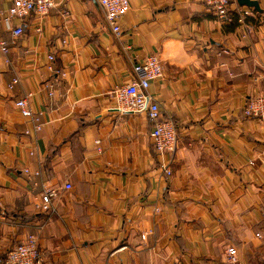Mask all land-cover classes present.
<instances>
[{
  "label": "crops",
  "instance_id": "obj_1",
  "mask_svg": "<svg viewBox=\"0 0 264 264\" xmlns=\"http://www.w3.org/2000/svg\"><path fill=\"white\" fill-rule=\"evenodd\" d=\"M53 1L41 18L12 19L24 30L13 43L0 21V264L31 234L45 264H225L227 247L264 264V122L243 116L264 94V0L261 13L234 0L230 22L198 0H128L119 37L96 0ZM150 55L163 64L148 91L176 127L172 155H155L146 115L111 98ZM27 93L38 133L15 107ZM46 189L54 212L36 207Z\"/></svg>",
  "mask_w": 264,
  "mask_h": 264
},
{
  "label": "built area",
  "instance_id": "obj_2",
  "mask_svg": "<svg viewBox=\"0 0 264 264\" xmlns=\"http://www.w3.org/2000/svg\"><path fill=\"white\" fill-rule=\"evenodd\" d=\"M101 12H103L104 20L112 33L119 37L121 35L120 21L128 8V0H96ZM202 5L211 11V13L220 21L228 22L230 5L234 0H198ZM53 0H12V6L6 12H0V21H2L6 29L11 34L12 43L24 34L22 26H12V19H25L26 16L34 14L41 18L48 14L54 8ZM244 17L249 13H243ZM0 51L2 54H8L9 48L7 43L0 40ZM46 69L57 75L58 72L54 68L53 55L47 56ZM132 73L135 75L130 83L116 88L111 91V98L117 111L125 115L126 113L144 114L152 123L150 139L152 140L153 151L155 155L166 156L172 155L177 146V132L175 125L162 115L161 108L158 103L149 94L150 84L160 80L163 77V64L157 56L150 55L144 57L140 61H136L132 67ZM63 75V74H62ZM264 79V74L261 76ZM19 82L13 78L11 84L7 87L11 90L14 85ZM43 89L48 90L49 96H52L49 83L43 84ZM33 94L27 95L15 102V107L20 111L22 117L30 119L33 132L38 133L42 130V122L39 115L30 110V100ZM243 116L246 118L260 120L264 122V94H257L246 102L243 110ZM30 132L27 131L25 135ZM162 172L169 177L171 171L168 164L162 165ZM23 173L29 175L28 169H24ZM39 176V172L32 173ZM63 190H70L71 185L65 183ZM58 197V191L46 189L42 194L41 202L36 207L44 213L54 212V201ZM259 236V235H258ZM145 240L144 236H141ZM2 264H45L44 256L39 250L38 240L34 235H27L23 241L17 244L12 250L7 252L5 260ZM225 264H242L238 258V251L234 247L226 248Z\"/></svg>",
  "mask_w": 264,
  "mask_h": 264
},
{
  "label": "water",
  "instance_id": "obj_3",
  "mask_svg": "<svg viewBox=\"0 0 264 264\" xmlns=\"http://www.w3.org/2000/svg\"><path fill=\"white\" fill-rule=\"evenodd\" d=\"M239 7L254 8L257 12L261 13L260 7H258V1L256 0H235Z\"/></svg>",
  "mask_w": 264,
  "mask_h": 264
},
{
  "label": "trees",
  "instance_id": "obj_4",
  "mask_svg": "<svg viewBox=\"0 0 264 264\" xmlns=\"http://www.w3.org/2000/svg\"><path fill=\"white\" fill-rule=\"evenodd\" d=\"M232 17H233V15H232V13L230 12L229 13V20H228V22H230V20L232 19ZM235 24V25H234ZM234 24H233V27H236V23L234 22Z\"/></svg>",
  "mask_w": 264,
  "mask_h": 264
},
{
  "label": "rangeland",
  "instance_id": "obj_5",
  "mask_svg": "<svg viewBox=\"0 0 264 264\" xmlns=\"http://www.w3.org/2000/svg\"><path fill=\"white\" fill-rule=\"evenodd\" d=\"M264 74V73H263ZM263 74H261V76L263 75ZM249 119H251V118H249ZM254 119H256V118H254ZM262 122V121H261Z\"/></svg>",
  "mask_w": 264,
  "mask_h": 264
}]
</instances>
